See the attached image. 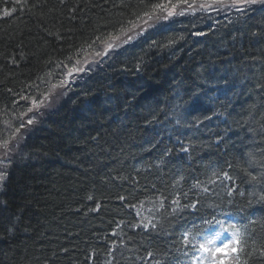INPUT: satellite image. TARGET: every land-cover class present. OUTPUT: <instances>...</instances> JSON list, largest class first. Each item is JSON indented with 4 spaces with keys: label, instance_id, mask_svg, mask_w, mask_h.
I'll use <instances>...</instances> for the list:
<instances>
[{
    "label": "trees",
    "instance_id": "16d2710c",
    "mask_svg": "<svg viewBox=\"0 0 264 264\" xmlns=\"http://www.w3.org/2000/svg\"><path fill=\"white\" fill-rule=\"evenodd\" d=\"M156 2L166 0H144L147 9L137 7L140 0H27L12 17L0 11V143L8 141L12 157L5 168L6 178L0 182V264H103L97 260L99 251L87 252V248L94 243V233L105 232L114 219L125 218L118 216L119 205L112 200L125 196L130 208L155 198L149 197L153 177L163 186L156 193L165 203L152 215L157 227L141 230L139 247L129 248L135 238L127 234L123 242L128 244L119 258L126 264H146L147 258L156 264H171L174 261L164 251L170 244L182 247L176 221L192 216L193 225L201 220L190 209L173 214L177 206L172 201L178 199L184 205L206 196L209 200L201 199L204 207L199 214L210 219V214L220 211L225 197L218 183L205 195L195 188L187 198L182 193L172 196L165 181L178 183L180 179L185 185L209 179L210 169L219 172L225 161H231L229 136L236 131L241 132L235 146L244 152L239 168L249 166V152L264 161L260 155H264V146H255L259 141L253 140L255 126L264 119V109L254 111L257 101L264 104V91L259 87L264 85V13L252 14L257 10L250 17L223 24L233 26L228 29L233 33L225 29L220 34L228 39L216 37L219 28L204 26L200 31L204 37L197 40L190 35L180 44L181 51L175 48L169 56L163 55L165 46L160 43L167 39L166 29L153 25L155 34H149L160 40L156 49L146 56L134 51L129 58L114 52L113 70L104 69L106 73L68 96L40 122L16 131L24 121L21 97L45 94L43 83L57 78L60 62L71 67L82 55L95 60L94 52L101 44L88 45L97 36L120 35L121 24L125 31L131 29L128 21L136 19L133 13L142 16ZM171 3L178 4V0ZM7 6L17 7L15 0ZM136 23L140 25L139 20ZM199 25L190 20L173 23L180 32ZM103 66L102 60L96 71ZM161 93L164 101L159 99ZM150 117L155 120L147 123ZM242 122L252 124L250 130L242 131L238 126ZM150 124L152 130L145 127ZM175 138L192 146L189 153L172 154L169 143ZM150 163L161 168L157 178L147 166ZM239 168L233 174L239 177L237 184L244 180L250 196L236 198L258 214L244 204L264 192L244 179ZM137 189L141 192L133 193L134 200L127 192ZM89 194L100 200V206L97 214L88 217L80 213V207ZM260 214L258 223L243 221L240 226L246 251L257 257L264 248V214ZM127 219L132 220L129 215ZM159 234H163V243ZM241 257L253 264L250 257ZM110 260L108 256L104 264Z\"/></svg>",
    "mask_w": 264,
    "mask_h": 264
},
{
    "label": "snow or ice",
    "instance_id": "6c2138e0",
    "mask_svg": "<svg viewBox=\"0 0 264 264\" xmlns=\"http://www.w3.org/2000/svg\"><path fill=\"white\" fill-rule=\"evenodd\" d=\"M260 3L264 5V0H231V4L229 5L227 3V0H213V4H219L220 8L225 7H231L237 11L243 12L244 9L239 7L240 5H252L255 3ZM9 3V0H0V5H5L0 11L3 12L4 17H12L19 6L25 5L27 3V0H15V4L17 7H11L9 8L7 5ZM178 3H185L187 4V0H178ZM142 9H147L148 4L144 3V0H140V4L137 6ZM188 7L191 8L192 5L188 4ZM201 8H210L212 7V4L204 3L200 5ZM177 8V4H172L171 0H166V2H156L150 4V10H144L143 15H139L136 13H133V15L136 17L135 20H129L128 24L132 26L131 29L128 30V32H125L124 25L121 24L120 26V33L124 34V38L121 41L120 35H114L112 33H109L106 37L104 36H97L94 41L91 42V44L88 45V47L96 46L98 43L101 45H104L102 50H97L95 52V57L97 59L92 61H85V63L82 65L81 61L78 59L76 63L72 67H68L67 65L63 64V62H60L58 65L61 68H67V71L62 73V75L65 77V79H61L59 84H53L52 89L53 92L49 95H45L44 93H39L36 96H24L21 97L24 101L29 102V107L27 108V113H33L32 116H30L26 123L21 120L19 128L16 129L17 132H19L20 128L26 127L27 125L33 124L35 116L40 112V110L48 109L54 107L55 101L59 98L60 95H63V92H57V89H63L66 87V84L68 82V78L75 79L80 73H86L92 71V66L98 64L99 62H102L104 57L109 56L110 53H114L116 48L119 46L116 42L121 41L123 44H127L131 42L133 39L136 38V36L142 34L144 31L147 30L148 27H151L152 25L149 24V21H152L155 17L156 19H159L160 17L157 16V12L159 13H166L167 16L173 15V10ZM180 15H184L183 12L179 13ZM167 16L164 18L166 19ZM140 21V25H137L136 21ZM139 27L140 31L136 32L135 35H133L134 30ZM199 35H203V33H198ZM71 60V58H69ZM39 88V86H36ZM260 89L264 91V85H259ZM35 110V111H34ZM179 123V122H178ZM223 138H220L218 140V144L222 142ZM16 143H19V140L16 141ZM4 145L6 148L5 155L3 157L4 160L11 161L12 157L9 155V152L7 151L8 141H4ZM190 148H192L191 145H184L182 142L180 144V151L184 153H189ZM169 150L165 151V155L168 154ZM247 163L250 168H252L254 165H259L261 171H258L257 174L253 175L251 172L246 171V176L244 179H247L249 183L253 185V187H258L261 192H264V162L261 160H257L255 155L251 152L247 154ZM6 168L7 165H4ZM236 167H239L237 165ZM229 170H232V173H230ZM235 167L231 161H225V165L222 166L219 170V172H213V175L216 176V180L209 181L211 184L216 185L217 181L218 187L222 188L226 191L228 197H234L236 195H239L243 197L245 193L243 191H239V185L237 184V180L239 177L235 174ZM6 178V172L0 171V181H3ZM229 182L231 183V186L229 185ZM241 183L244 182L243 179L240 180ZM201 182L197 180L196 184L192 185V188H200ZM202 191L204 193H209L210 189L208 187H203ZM184 197L187 198L188 194L183 193ZM218 195V193H216ZM255 196V193H253ZM87 199L91 200L93 197L89 195ZM121 200H124V197H120ZM260 201H264V195H260L258 198ZM173 204L177 206V208H174L172 210V213L175 214L177 210L180 211L191 209L193 210L190 214H195L200 211L201 207H204V203L201 199H197L195 201H189L187 204L181 205L180 201L178 199H174L172 201ZM228 203L232 204L234 203L233 200H229ZM250 203V202H249ZM132 207H135L134 205ZM161 207H163V203H161ZM244 211L243 208L237 209V216H239V219L241 222H243L247 217L240 216V213ZM211 218L209 219L207 216H201L199 217L204 225H218L219 230H215L211 236H204L203 242H200L198 245L194 246L192 248V254L189 257L188 251H183V255L185 257H188L190 260V264H246V262L241 260V256H248L252 259L253 264H264V248L259 250V256H254L253 253L246 251V244L247 240L244 238L243 234L241 233L240 228L237 227L235 223L226 222L225 220L218 219L215 214H210ZM226 216H232V213H224ZM252 221H250L251 223ZM150 223V222H149ZM141 225H131V227H140ZM142 227L147 230L149 227L148 224L142 225ZM151 227L155 229L157 227L156 224H152ZM12 228H8V231H11ZM195 230V232H193ZM224 233H230V238L227 240L226 243H222L221 246H216L215 241H218L221 239ZM115 234V233H114ZM201 235V229L197 227L195 224H193L192 228L185 227L184 230L181 232V244L186 248L189 245L192 244V241L196 239L197 236ZM191 236V240L189 237ZM199 253V255H197ZM220 253H225V260H221L219 258ZM149 255H152V253H149ZM231 256V259H228V256Z\"/></svg>",
    "mask_w": 264,
    "mask_h": 264
},
{
    "label": "bare ground",
    "instance_id": "6f19581e",
    "mask_svg": "<svg viewBox=\"0 0 264 264\" xmlns=\"http://www.w3.org/2000/svg\"><path fill=\"white\" fill-rule=\"evenodd\" d=\"M199 1L200 0H191V2H199ZM225 18L226 17H223L222 20L216 21L215 17H212V18H208L206 21H203L204 26H206L208 29H211V30L216 29L217 30V28H219V34H217L216 37L222 41H224L225 38L228 39L229 36L228 35H220V34L223 33V31L225 29H226L225 31H228V29L233 27L232 25H223L222 22ZM226 19L228 20V18H226ZM228 32L230 34L233 33L230 31H228ZM225 33L226 32H224L223 34H225ZM196 39L200 40L201 38L198 37ZM175 48L178 49V51H181L180 43H177L175 45V47L172 49L171 53H174L173 51ZM109 70H113V69L111 68ZM162 101H164V100H162ZM262 109H264V104L261 103L260 101H257L255 104L254 111L262 110ZM254 111L250 110V112H254ZM254 115H252L253 120H254ZM154 120H155L154 117L153 118L150 117L146 122L152 123V122H154ZM238 126L241 127L240 129L245 132V131H247L246 129L250 130L252 124H249V123L246 124L245 122H242V123H239ZM255 128H256V131H255V135L253 137V140L259 141L258 143L255 144V146L257 145V147H262V146H264V119L261 123L258 124V127L255 126ZM251 130H253V129H251ZM238 132H241V131H236L235 134H231L229 136L230 144H231V146H230L231 152H229L228 155H230L231 162L234 164V166H237L239 163L242 164L243 160H244L242 157V155L244 154L243 150L238 149V147L235 146L236 140H237L238 135H239ZM181 142L183 143V141L181 139L175 138L169 143V147H171V152L173 155L176 156V154L180 153ZM173 155L169 154L168 156L172 157V158H176ZM260 155L264 158V155H262L261 153H260ZM262 162H264V161H262ZM218 168L219 167H217L216 169H218ZM235 168H239V167H235ZM239 169L242 170V172L245 176H246L245 170H247V172H251L253 175L257 174L258 171L262 170V169H260L259 165H256V167L253 166L252 168H250L248 166V167H245V168L242 167ZM0 171L6 172L5 169H3V168ZM181 172L186 173L184 171H181ZM213 172H215L213 169H210L208 172V174H211L209 179H208V188L211 191H214V184H211L209 181L216 180V176L213 175ZM242 177H244V176H242ZM176 181L179 184L174 182V181H171V180L169 183L166 182L167 184H165L166 188L169 190V194L172 196L180 195V193H182V194L187 193L188 195H191L190 192L195 190V188H192V185L197 183V181H193V182H189V183L184 185L180 179H178ZM200 182H202V181H200ZM115 183H118V182L116 181ZM217 183H219V181ZM229 185L231 186L230 182H229ZM238 185H239V191H243L245 193V196L249 197L250 193H249L248 189L244 186L245 184L238 182ZM124 186L129 188V186L127 184H124ZM184 187H186V189ZM219 190H220V192H222L223 197H225L224 198L225 202L220 207V213H221L222 219L232 220L237 225V227L240 228L241 221L239 219V216H237V209L243 208L244 211L242 213H240V216L247 217V219L244 220L246 223L249 224L250 221L253 220V223L256 224L260 221V217H259L261 215L260 212H262L264 214V201H260L258 199L259 197L249 198L246 200V203L244 204V206H246L248 208L255 209L258 213V214H256L255 212L251 211L250 209H245L241 205V201L238 200L236 198V196L228 197L225 190H223L220 187H219ZM138 191L141 192V189L135 190L134 194H136V192H138ZM204 195H205V193H204ZM197 196H199V195L197 194ZM120 197H124L125 199L121 200ZM201 197H202L201 199L204 200L205 202H207V200H209L208 197H206V196L204 198V196L201 195ZM229 200H233L234 203H232V204L228 203ZM112 202L119 205V211L117 213L118 216H124L125 218L120 219V220H119V218L114 219L112 224L110 225V227L105 232L101 231L100 234L94 233V235H92V237L94 239V243L87 248V252L90 251L91 249L92 250H98L100 253V254L98 253L99 254L98 257L101 259H105L106 257L109 256V258L111 259L110 264H117V263L118 264H126L123 260L120 259V258H123V253H124L123 247H125L128 244V243H124L123 239L127 234L129 236L131 235L132 238H135V241H134V244H129V248L131 246L132 247H139L140 246V245H138V243H139L138 239L141 235V229L139 227H131V225H133V222H135L139 217H136L135 215H133L131 213L129 215L130 208L128 207V204L126 203V202H128L127 197L119 196L118 198L113 199ZM83 203H84V205L82 207H80V209H81L80 213L81 214L89 217L90 215H95L99 212L100 200L98 198H96V199L93 198L91 200L86 199L85 202H83ZM224 213H232V216H230V217L226 216V215H224ZM128 215L130 216V218H132V223H130L129 219H127ZM197 216L201 217L202 215L199 214V212H198L197 215H195L194 217H196V219H197ZM117 220H118V222H117ZM176 222H177L176 223L177 231H178V233H181L185 227H188L191 223L194 222V218L192 216H186V217H182V218L178 219ZM142 223L149 225V227L147 228L148 230H150L152 228L150 223H148V222H142ZM197 227H198V223H197ZM240 230L242 232V228H240ZM193 232H195V230H193ZM201 235H202V232H201ZM159 236L160 237H158V240H160V242L163 243V240H162L163 234H159ZM200 236H197L196 239H198ZM166 243H168V242H166ZM183 251H186V248L183 245L181 248H176L175 246H173V244H170V246L167 247L166 251H164V252H165L166 257H169L174 261L171 264H190V260L184 261L185 256L183 255ZM116 259H118L117 262H112V261H115ZM228 259H231L230 255L228 256ZM145 260H146V264H156V262H151L148 258ZM223 260H225V255L223 257ZM241 260L244 261V258L241 257ZM244 262H246V261H244Z\"/></svg>",
    "mask_w": 264,
    "mask_h": 264
},
{
    "label": "rangeland",
    "instance_id": "374dc122",
    "mask_svg": "<svg viewBox=\"0 0 264 264\" xmlns=\"http://www.w3.org/2000/svg\"><path fill=\"white\" fill-rule=\"evenodd\" d=\"M230 1L231 0H227V3L229 5H230V3H229ZM204 3L212 4V7L206 8V9L201 8L200 5L204 4ZM188 4H191L192 7L189 8ZM239 7L243 8L244 11L243 12L237 11V10L231 8V7L220 8V6H217V4H213V2L206 1V0H204V1L200 0L199 2L187 1V4L178 3L177 4V8L175 10H173V15H171V16H167L166 13L157 12V16L160 17L159 20L157 19L155 23L151 24L152 25L151 27L147 28V30L144 31L142 34L136 36V38L133 39L131 42H129L127 44L121 43V41L124 38V34L121 33L120 34L121 41H117V44L119 45L117 48H119V53L122 54L124 56V58H129L130 56H133L134 55L133 54L134 51H138L140 54L143 52V54L146 56L148 53H150V51L152 49H156L155 48V45H157L156 42L159 43V41H160L154 35L149 34V31L150 32H154V34H155L156 29H155V26H153V25H156V26L159 25V26H164L163 28L166 29L165 33H166L167 39L161 41L160 43L165 46V51H164L163 55L164 56H167V55L169 56V55H171V51L175 47V45L177 43L181 44L182 42L186 41L185 38L189 39L190 35L193 37V39L194 38L196 39L198 37H200V38L204 37V34L203 35H199L198 33H200L201 29L204 27V22L203 21H206L208 18H212V17L216 18L217 17V21H220V20L223 19V17H226V18H228V20L227 19L223 20L222 23L223 24H227V23H232L233 20L236 21L237 18L239 19V18H241L244 15H245V17L247 15L249 16L251 14L250 13L251 11L257 10V12L252 13V14L264 13V5H262V4L258 3V2L255 3V4H252V5H240ZM180 12H183L184 15H180L179 14ZM165 16H167L166 19L164 18ZM188 20H190L192 22H198L200 24L199 28L198 29H193V28H191L189 26H186L184 32H180V31H175L174 30L173 23H176L177 21L178 22H183V21H188ZM159 22H161V23L159 24ZM128 30H126L125 32H128ZM139 31H140V28L137 27L134 30L133 35H135V33L139 32ZM168 32H170V33H168ZM103 47H104V45H100L98 47V50H102ZM95 52H94V54H95ZM91 57L92 56H90L87 59L86 56L82 55L79 58V60L81 61V64L83 65L85 63V61H91ZM111 57H113V56H111V53H110L109 56L104 58L103 64L105 66H103L101 69H99L97 71L98 73H96L94 76H100V75L106 73L107 71H109V69H111L113 67V62L111 60ZM95 59H97V58L95 57ZM156 59H158V57ZM95 67H96V65H95ZM93 69H94V65L92 66V71L91 72L80 73L75 79L68 78V82L66 84V87L63 88V89H57L56 90L57 92H63V95H60L59 98L55 101L54 107L48 108V109H43L42 108L40 110V112L42 114L38 113L35 116L33 122H38L39 120L43 119L44 115H46L48 112L52 111L59 104L60 101L64 100L65 98H67L68 96H70L72 94L77 93L80 90L81 87L84 88L83 85H85V82L88 79V76L93 73ZM104 69H106L107 71H103ZM66 71H67V68L61 69V67H59L58 70H57V78L54 79L53 77H51L50 79H48V80L46 79L45 80V81H47L46 83H43L44 87H45V90H46L45 95H49V94H51L53 92V89H52V85L53 84H56V83L59 84L61 79H65V77L62 75V73L66 72ZM76 84H79V86L77 87ZM167 92H168L167 96L170 97L171 94H172L171 90L169 89ZM159 99L160 100L164 99L163 93H161L159 95ZM24 104H25V106H24L25 110H24L23 119H24V121L26 123L27 119L30 116H32L33 113H27V115H25V113L27 112V108L29 107V102L25 101ZM31 125H28V127L31 126ZM33 127H36L35 124H34ZM145 127L146 128H151V130L154 128V126H152L151 124H150V126L145 125ZM16 145L17 144L13 145V149L16 148ZM1 146H2V149H1ZM5 151H6L5 145L0 143V170L2 168L5 169L4 165H9V163H10V162L8 163V160H4L3 159V157L5 155ZM7 151L10 153L9 146H7ZM147 166H151V163L149 165H147ZM183 166L184 167L187 166V163L185 161H184ZM134 169L138 170V168H136V167L133 168V170ZM122 170H125V169H122ZM149 170L151 172H153V175L156 178L158 177V175L160 176L159 171L161 170V168L159 170V168L157 167L156 164H153V166L149 167ZM91 174L93 176L95 173H91ZM208 176H209V174L206 177H208ZM130 177H131V175L129 176V178ZM154 179L155 178L153 177L152 178L153 183H151L153 186L151 188V194L149 195V197H155L157 195L156 192L162 191L161 187L163 188V186L160 183L157 182V180L159 181V179L158 178H157V180L156 179L154 180ZM165 182H167V181H165ZM185 182L187 183V181H185ZM125 183H126V181H125ZM133 185H135V184H133ZM203 187H208V178L201 182V187L199 189L201 190L202 193H204L202 191ZM82 189H84V188H82ZM133 193H134V191L127 192L128 195H132V198H134V200H136L137 196L136 195L133 196ZM87 197H88V195L85 197L84 202L87 199ZM155 200H157V199H155ZM145 203H146L147 206H150V204L152 205L153 202H151V203L150 202H145ZM151 211H152V209L149 210V208L146 207V206H139V207L134 208V210L132 211V214L135 215L136 217H139L136 221L138 222L139 225L142 226V225H144L142 222H148L149 214H150ZM220 215L218 216V219H220ZM223 220H225L226 222L234 223L232 220H226V219H223ZM217 243H218V241H215V245H217ZM107 258L108 257H106V259ZM97 260L98 261H102L103 264H104L105 259L102 260L101 258L97 257Z\"/></svg>",
    "mask_w": 264,
    "mask_h": 264
}]
</instances>
